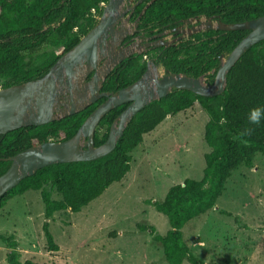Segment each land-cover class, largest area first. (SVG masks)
<instances>
[{
	"label": "trees",
	"instance_id": "obj_1",
	"mask_svg": "<svg viewBox=\"0 0 264 264\" xmlns=\"http://www.w3.org/2000/svg\"><path fill=\"white\" fill-rule=\"evenodd\" d=\"M109 0H0V88L39 79L75 47L98 23L102 4ZM148 0L138 6L137 15L143 27L174 28L190 19H212L233 24L264 16V0ZM152 2L150 5H148ZM148 6V7H147ZM147 7V8H146ZM93 10L96 13H93ZM249 30H207L196 33L183 43L161 49L155 54L156 65L166 73L203 77L212 84L220 68L221 57H227ZM146 54L132 56L108 75L102 91L118 92L139 80L148 68ZM106 99L88 106L75 115L42 126H30L0 135V176L11 167L7 159L48 141L64 142L73 138L91 113ZM198 103L208 115L204 139L210 151L205 155L203 179H186L171 187L164 200L153 203L169 221L170 230L161 235L154 226H140L154 242L163 247L169 264H206L200 260L184 239L183 229L193 219L213 210L224 194L232 173L245 165L253 167L254 159L264 154V121L254 126L250 137L237 139L248 127V112L264 106V41L250 48L228 72L225 92L203 97L187 90L174 89L168 96L151 102L127 125L115 150L91 162L55 164L43 168L0 198V211L8 202L28 191H42L45 217L56 212H81L101 197L114 183L131 170L132 152L168 117L176 116ZM129 104L110 111L100 122L95 146L104 144L110 129ZM50 186L61 195L52 199ZM50 251L59 247L43 227ZM8 248V264H39L21 261L22 254L14 235H0Z\"/></svg>",
	"mask_w": 264,
	"mask_h": 264
},
{
	"label": "rangeland",
	"instance_id": "obj_2",
	"mask_svg": "<svg viewBox=\"0 0 264 264\" xmlns=\"http://www.w3.org/2000/svg\"><path fill=\"white\" fill-rule=\"evenodd\" d=\"M205 22L185 23L180 39L204 28ZM169 35L171 44L179 40ZM136 53L142 50L126 52L127 57ZM159 71L165 74L160 67ZM207 122L208 115L198 103L168 117L132 152L125 178L79 213L65 210L46 219L42 191L13 198L0 211V235L15 236L22 262L169 264L163 247L140 226H154L165 235L170 230L168 218L153 203L164 200L171 187L188 178L203 179L205 155L210 151L204 139ZM44 189L52 199L62 198L56 189ZM46 223L58 251L48 248ZM183 233L191 252L206 264H264V154L255 157L252 168L243 165L234 171L215 208L190 221ZM7 252L0 241V264H8Z\"/></svg>",
	"mask_w": 264,
	"mask_h": 264
},
{
	"label": "water",
	"instance_id": "obj_3",
	"mask_svg": "<svg viewBox=\"0 0 264 264\" xmlns=\"http://www.w3.org/2000/svg\"><path fill=\"white\" fill-rule=\"evenodd\" d=\"M124 3L125 0H109L97 25L65 53L46 75L0 89V135L61 120L106 98L73 138L64 142L48 141L8 158L12 164L0 176V198L22 180L48 166L91 162L109 155L115 150L132 119L151 102L165 98L174 89L187 90L203 97L223 94L228 72L250 48L264 41V16L233 24L204 18L205 27H198L194 33L207 30L250 31L227 57H221L220 68L212 84H207L203 77L166 73L163 68L165 74L160 75V66L150 61L145 73L133 84L118 92L102 91L108 75L127 58L126 52L116 53L108 40L112 37V42H115L117 24L125 14L122 11ZM105 58L109 60L101 66L100 62ZM125 104L129 105L113 123L107 141L96 147L95 134L102 119L113 109Z\"/></svg>",
	"mask_w": 264,
	"mask_h": 264
},
{
	"label": "flooded vegetation",
	"instance_id": "obj_4",
	"mask_svg": "<svg viewBox=\"0 0 264 264\" xmlns=\"http://www.w3.org/2000/svg\"><path fill=\"white\" fill-rule=\"evenodd\" d=\"M147 1L148 0H142V2H140V0H125L124 5L122 6V11L125 12V14H124L122 21L117 24L118 30L116 31L115 42H112L113 41L112 37H109L108 40L111 41L110 42L111 48L115 47L116 53H119V54L121 52L125 53L129 51L131 52L133 50L134 51L142 50V53H136V54L130 55L126 59L132 56H135V55L146 54L144 59L147 60L149 63L151 59L153 61L156 60L155 54H157L159 50L177 46L183 43L184 41L190 39L192 35L196 34L193 32L187 38L180 39L182 37V32L180 28L185 23L192 21V20L201 22L204 18H201V19L194 18V19L186 20V21L179 23L174 28H163L161 30L153 29L151 27H143L140 21H141V18L143 16L145 9L138 15H137V10L140 4L147 2ZM152 2H150L148 5H150ZM105 5H106L105 3L102 4L103 8L105 7ZM93 13H96V12L94 11ZM169 34H171L173 37H178L179 40L171 44L169 41H167V37L170 36ZM152 52L154 53L156 52V53L152 57H149V54ZM107 60H109V58H105L101 60L100 65L101 66L104 65V63L107 62ZM123 61H121L117 66H119Z\"/></svg>",
	"mask_w": 264,
	"mask_h": 264
},
{
	"label": "clouds",
	"instance_id": "obj_5",
	"mask_svg": "<svg viewBox=\"0 0 264 264\" xmlns=\"http://www.w3.org/2000/svg\"><path fill=\"white\" fill-rule=\"evenodd\" d=\"M248 127L243 131L238 133L237 139H242L244 137H250L255 131L254 126H259L262 121H264V106L253 107L248 112Z\"/></svg>",
	"mask_w": 264,
	"mask_h": 264
},
{
	"label": "built area",
	"instance_id": "obj_6",
	"mask_svg": "<svg viewBox=\"0 0 264 264\" xmlns=\"http://www.w3.org/2000/svg\"><path fill=\"white\" fill-rule=\"evenodd\" d=\"M93 12H94V10H93Z\"/></svg>",
	"mask_w": 264,
	"mask_h": 264
}]
</instances>
